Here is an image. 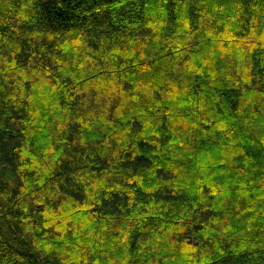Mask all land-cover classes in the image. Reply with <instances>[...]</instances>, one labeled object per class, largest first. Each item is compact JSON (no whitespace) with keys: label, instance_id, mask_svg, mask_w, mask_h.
<instances>
[{"label":"trees","instance_id":"obj_1","mask_svg":"<svg viewBox=\"0 0 264 264\" xmlns=\"http://www.w3.org/2000/svg\"><path fill=\"white\" fill-rule=\"evenodd\" d=\"M0 264H264V0H0Z\"/></svg>","mask_w":264,"mask_h":264}]
</instances>
